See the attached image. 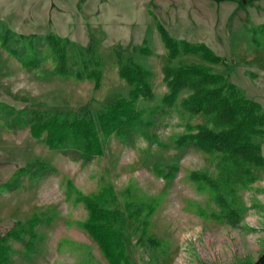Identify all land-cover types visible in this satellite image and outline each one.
I'll list each match as a JSON object with an SVG mask.
<instances>
[{
	"label": "rangeland",
	"instance_id": "1",
	"mask_svg": "<svg viewBox=\"0 0 264 264\" xmlns=\"http://www.w3.org/2000/svg\"><path fill=\"white\" fill-rule=\"evenodd\" d=\"M158 22L175 40L204 43L220 57L207 63L185 54L172 59V65L210 66L244 98L258 102L264 114V34L259 29L264 25V0H0V234L15 220L24 222L33 213L41 218L34 228L40 238L31 251H24L27 235L7 240L12 250L7 264H109L83 228L87 213L76 191L67 188V180L86 196H94L102 185L115 195L108 205L124 220L121 238L127 264H251L264 251V167L251 165L252 180H242L222 165L216 168V155L174 146L186 123L204 124L206 118L189 116L177 103L161 102L166 50ZM5 29L38 37L37 69L26 71L1 46ZM48 33L68 37L72 68L85 64L101 70L98 89L93 80L49 72L52 54L40 39ZM117 50L152 73L154 97L136 102L141 123L132 135L126 140L110 135L103 141V153L85 162L33 139L29 120L77 112L81 106L96 115L126 94L129 86L117 74ZM186 94L182 89L177 101ZM9 107L24 111L18 117L25 125L4 127L9 115H15L9 114ZM250 139L264 157V132ZM21 167L30 170L15 179ZM170 167L175 168L167 177ZM191 171L205 174L213 187L196 190ZM216 194L224 206L217 203ZM126 201L141 207L139 217H127ZM150 206L154 210L147 216ZM195 206L208 213L229 209L235 224L199 215ZM145 219L152 240L141 235Z\"/></svg>",
	"mask_w": 264,
	"mask_h": 264
},
{
	"label": "trees",
	"instance_id": "2",
	"mask_svg": "<svg viewBox=\"0 0 264 264\" xmlns=\"http://www.w3.org/2000/svg\"><path fill=\"white\" fill-rule=\"evenodd\" d=\"M159 38L166 50V62L162 66V80L166 86V92L161 97V102L167 106L178 104L181 111L194 116L202 114L206 120L204 124H185V131L179 134L175 141L176 147H190L213 154L218 157L216 168L222 165L228 173L235 174L239 179L252 180L253 175L250 166L264 167V157L260 153L258 144L253 143L251 135H259L264 132V114L260 112V104L256 101L244 98L227 81L221 73L213 72L210 66L199 63H178L172 65V59L179 55L194 54L207 63H216L220 57L206 44H193L186 39L175 40L167 29L161 24H156ZM264 34V25L259 28ZM33 34L24 35L5 29L1 35V46L20 62L26 71L38 68L41 58L36 49ZM45 46L52 54L53 67L49 71L56 76H69L74 79L93 80L94 89L100 86L101 70L89 68L85 64L82 69L72 68L69 64L68 53L69 39L66 36L48 33L40 36ZM143 54H149V49L140 47ZM117 74L129 86L124 96L114 99L105 106L103 111L93 115L87 106H81L77 112L58 111L50 116H39L36 120L27 121L28 131L33 139H41L44 145L58 151L73 160L88 161L101 155L104 150L103 141L110 135L117 136L120 140L129 138L134 129L141 123V113L135 104L138 100H151L154 97L149 77L151 71L142 65L126 58L120 50L115 51ZM99 66V61L95 62ZM48 71H39V75H45ZM182 89L187 94L177 101V96ZM15 109L8 108L10 112ZM24 111L17 110L15 115H9V120L4 127L10 130L13 126H22L19 115ZM210 125V126H209ZM40 171L44 172L45 164L40 165ZM175 167H170L164 175L172 176ZM30 169H22L16 172V177ZM38 170V169H37ZM156 173L159 168L154 166ZM189 178L198 191L206 187H213V181L203 173L191 171ZM67 188H72L77 193L86 210V218L82 223L83 228L96 241L101 253L109 264H127L124 254V242L121 231L124 228V220L120 211L111 208L108 203L115 200V195L110 194L107 186H100L94 196L83 195L73 187L69 180ZM14 188V187H13ZM215 200L224 206L222 196L216 194ZM125 209L128 218H137L141 214V207L132 201H126ZM154 210L150 206L146 212L148 216ZM194 211L202 216L211 215L225 220L234 225L229 209H223L220 213L207 212L199 206ZM37 213L24 222L15 220L13 224L0 234V264H7L12 252L7 244L9 238L20 239L27 235L24 251L29 252L34 248L37 236L34 228L41 221ZM49 220V218H47ZM142 236L152 240L146 233L147 220H143Z\"/></svg>",
	"mask_w": 264,
	"mask_h": 264
},
{
	"label": "water",
	"instance_id": "3",
	"mask_svg": "<svg viewBox=\"0 0 264 264\" xmlns=\"http://www.w3.org/2000/svg\"><path fill=\"white\" fill-rule=\"evenodd\" d=\"M251 264H264V251Z\"/></svg>",
	"mask_w": 264,
	"mask_h": 264
}]
</instances>
